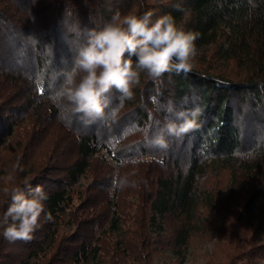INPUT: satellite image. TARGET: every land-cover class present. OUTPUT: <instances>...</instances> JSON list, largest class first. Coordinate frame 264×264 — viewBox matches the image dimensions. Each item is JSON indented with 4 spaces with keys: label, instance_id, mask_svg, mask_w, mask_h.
<instances>
[{
    "label": "trees",
    "instance_id": "1",
    "mask_svg": "<svg viewBox=\"0 0 264 264\" xmlns=\"http://www.w3.org/2000/svg\"><path fill=\"white\" fill-rule=\"evenodd\" d=\"M117 10L199 32L193 67L142 74L132 99L113 90L103 117L72 113L54 87L74 44ZM181 112L194 126L168 135ZM207 161L233 195L218 223L202 210L214 208ZM37 185L52 219L27 242L0 236V264H156L212 224L207 264H264V0H0V214L4 187Z\"/></svg>",
    "mask_w": 264,
    "mask_h": 264
},
{
    "label": "clouds",
    "instance_id": "2",
    "mask_svg": "<svg viewBox=\"0 0 264 264\" xmlns=\"http://www.w3.org/2000/svg\"><path fill=\"white\" fill-rule=\"evenodd\" d=\"M176 9L184 16L191 14V9L179 4ZM153 17L152 10L142 14L117 10L102 26L89 30L73 46L72 66L54 87L55 100L72 113L100 118L113 90L122 98L134 97L142 74L158 79L172 71H191L200 33L178 24L171 14ZM196 115L178 113L176 120L165 125L167 134L180 136L194 126ZM156 139L163 143L164 131ZM17 167L8 176L13 185ZM3 192L8 201L0 214V236L9 242L32 240L41 222L52 219L46 211L48 194L39 185L28 191L6 186Z\"/></svg>",
    "mask_w": 264,
    "mask_h": 264
},
{
    "label": "rangeland",
    "instance_id": "3",
    "mask_svg": "<svg viewBox=\"0 0 264 264\" xmlns=\"http://www.w3.org/2000/svg\"><path fill=\"white\" fill-rule=\"evenodd\" d=\"M207 172L204 176L201 187H206V191H211L214 194L212 198L214 208L210 210H206L205 207H200L204 210V213L208 216L209 219L215 220L214 222L218 223L221 220V213L226 205L229 203V200L232 198V193L230 189V181L228 180V175L225 171L221 170V168L217 164H212L211 162L207 161ZM210 163V164H209ZM86 184V181H83ZM82 185L77 187L78 189L81 188ZM202 189V188H201ZM205 195H207L205 193ZM203 194V196H205ZM75 202L78 200L74 199ZM200 204L203 202H208L207 199L202 197L200 200ZM206 205V204H204ZM200 211V210H199ZM219 213V214H218ZM226 217H224L225 220ZM235 218H227V224H231L233 226ZM67 220L63 221V225H61L60 229L68 230ZM213 225V224H212ZM207 226L200 234L198 233L193 239L190 246L179 254H173L168 251H162L158 253L157 257L155 258L156 264H207V260L211 254H213V250L215 244L217 242V234L216 230L213 226Z\"/></svg>",
    "mask_w": 264,
    "mask_h": 264
}]
</instances>
